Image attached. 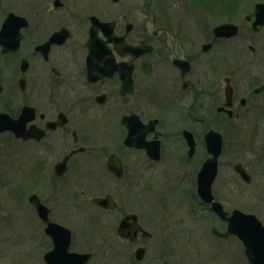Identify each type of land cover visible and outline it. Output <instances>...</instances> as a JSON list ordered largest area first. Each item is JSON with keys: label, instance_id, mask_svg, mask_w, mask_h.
I'll return each mask as SVG.
<instances>
[{"label": "flooded vegetation", "instance_id": "flooded-vegetation-1", "mask_svg": "<svg viewBox=\"0 0 264 264\" xmlns=\"http://www.w3.org/2000/svg\"><path fill=\"white\" fill-rule=\"evenodd\" d=\"M175 1L0 0V114L17 119L30 106V138L0 132L12 148L30 144L28 154L1 152L0 143V191L25 196L6 178L26 172L30 184L34 162L51 179L31 184L29 203L0 202L14 246L37 252L30 264H177L178 242L209 237L211 215L222 224L212 234L224 238L217 232L227 223L201 197L199 175L212 157L211 129L223 136L212 185L223 205L222 130L249 132L264 157V22L256 31L245 24L264 0L244 18L241 0L219 15ZM227 15L237 19L213 25ZM15 16L26 19L21 43L4 50L24 23ZM226 24L237 33L216 34ZM254 43L262 57H252ZM26 209L43 231L28 242L12 222Z\"/></svg>", "mask_w": 264, "mask_h": 264}, {"label": "rangeland", "instance_id": "rangeland-1", "mask_svg": "<svg viewBox=\"0 0 264 264\" xmlns=\"http://www.w3.org/2000/svg\"><path fill=\"white\" fill-rule=\"evenodd\" d=\"M186 1L188 6L193 9L194 14H200L201 11L206 10L216 15L223 13L221 8L223 3L229 4L232 2V0ZM257 1L259 0H241V3H243L242 18L252 10L254 3ZM184 3V0L175 1L177 8H183ZM231 18L237 19L235 16L227 15L223 17L217 16L211 21L214 22V25ZM254 45L257 46L258 50L254 54L252 53V57H262L261 49L257 43H254ZM25 52L26 50L23 48L21 54H25ZM9 67L13 71L16 63L11 64ZM222 132L226 142V153L224 156L226 166L222 173V179L225 182L219 187L218 195L228 210L239 208L243 211L254 213L264 223V157H261L256 151L252 142V135L249 132L243 131L242 134H238L237 130L229 125ZM241 140H243L244 144L238 147L236 144L241 142ZM0 143L1 152L30 153V144L28 143L14 142L12 148V140H10L8 135L1 136ZM238 162H242L247 166L253 176L252 182L248 183L241 177L239 178L234 170V165ZM33 166L35 170H32L30 166V184L28 183L29 175L26 172L17 175L16 181L11 176L6 178V184L9 186L15 184L23 186L25 190L29 189L25 196H23L24 192L16 193L17 195H22L24 197L23 201L26 203H29L28 197L31 193L29 191L32 189V185H43L47 181L49 183V180L51 183V179H48V177L44 180L42 173L38 171L36 162H34ZM17 195L6 190L0 191V202L13 203L18 200L16 197L19 196ZM12 222H19L20 224L17 225L22 226L24 232L19 238L24 242H28L32 238L41 237L43 232L41 223L34 216L31 209L24 210L23 217L14 219ZM212 225L222 228V224L211 215L210 236L203 240L187 241L185 236L182 237L180 242H178V250H176L177 256L175 258L177 264H249L242 242L237 237H228L226 239L215 237L211 232ZM6 226L5 230L0 226V264H30V257L37 254V252L30 249L26 250V246L15 247V240H12L13 237L11 235L13 226L11 224Z\"/></svg>", "mask_w": 264, "mask_h": 264}, {"label": "water", "instance_id": "water-1", "mask_svg": "<svg viewBox=\"0 0 264 264\" xmlns=\"http://www.w3.org/2000/svg\"><path fill=\"white\" fill-rule=\"evenodd\" d=\"M15 17L24 20V23L19 26V33L10 40L11 47L4 48V50H16L20 46L22 39L20 28L22 25H26V19L21 16ZM245 21V24L250 30L256 31L260 29L264 22V3H257L255 5L254 12L247 15ZM6 30H9L7 23L4 24L1 33H4ZM12 32H17V30L15 29ZM215 32L218 35H234L237 33V27L233 24L221 25L216 28ZM26 67L27 61L24 58L22 60V70L24 71ZM230 94L231 92L228 91L227 95L229 96ZM29 121L30 106H25L23 108L22 114L17 119L12 118L7 113H1L0 132L11 130L16 134V136L28 139L30 138V129H27L26 124ZM206 139L208 149L212 154V157H210L205 162L204 167L199 175V193L206 202L211 203L212 210L223 221L227 222L226 229L223 232L217 233L222 237L236 235L243 243L245 254L247 256L249 264H264V223L254 213H249L239 208L226 210L221 202L215 200V196L212 191V185L218 173V157L222 153L223 136L219 131L211 129L206 134ZM234 169L242 176L245 181H251L252 177L241 163L235 164ZM35 198L36 196L32 197V200L34 199V202L37 201L35 200ZM98 200V198L95 199V201ZM37 204L39 206V209L43 208V206L40 205L39 202H37ZM83 258L87 261L88 256H84Z\"/></svg>", "mask_w": 264, "mask_h": 264}]
</instances>
